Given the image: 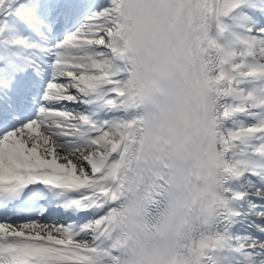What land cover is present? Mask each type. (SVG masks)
Here are the masks:
<instances>
[{
    "label": "snow or ice",
    "instance_id": "snow-or-ice-1",
    "mask_svg": "<svg viewBox=\"0 0 264 264\" xmlns=\"http://www.w3.org/2000/svg\"><path fill=\"white\" fill-rule=\"evenodd\" d=\"M0 264H264V0H0Z\"/></svg>",
    "mask_w": 264,
    "mask_h": 264
},
{
    "label": "clouds",
    "instance_id": "clouds-1",
    "mask_svg": "<svg viewBox=\"0 0 264 264\" xmlns=\"http://www.w3.org/2000/svg\"><path fill=\"white\" fill-rule=\"evenodd\" d=\"M184 172L182 182L176 186L167 201V211L170 217L173 215V209L187 206V210L175 219L177 229L184 225L190 228L194 218L190 213L194 210L195 218H199L202 210L209 211L214 202L215 169L210 163L206 148L192 154L185 165Z\"/></svg>",
    "mask_w": 264,
    "mask_h": 264
}]
</instances>
